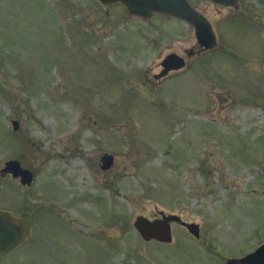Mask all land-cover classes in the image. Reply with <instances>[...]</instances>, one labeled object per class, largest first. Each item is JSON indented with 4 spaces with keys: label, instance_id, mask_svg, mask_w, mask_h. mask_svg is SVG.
<instances>
[{
    "label": "rangeland",
    "instance_id": "obj_1",
    "mask_svg": "<svg viewBox=\"0 0 264 264\" xmlns=\"http://www.w3.org/2000/svg\"><path fill=\"white\" fill-rule=\"evenodd\" d=\"M188 1L213 48L118 2L0 0V210L31 221L0 264H226L264 242V0ZM169 53L185 66L154 78ZM159 212L199 236L145 242L133 220Z\"/></svg>",
    "mask_w": 264,
    "mask_h": 264
},
{
    "label": "water",
    "instance_id": "obj_2",
    "mask_svg": "<svg viewBox=\"0 0 264 264\" xmlns=\"http://www.w3.org/2000/svg\"><path fill=\"white\" fill-rule=\"evenodd\" d=\"M103 5L119 2L124 5L129 14L148 18L154 13L172 16L185 21L194 30L197 43L205 49L213 48L216 43L215 32L206 17L198 12L188 0H98ZM214 3L231 6H238L237 0H210ZM162 69L154 75L160 79L170 71L181 69L185 66L184 59L175 54L169 53L161 61ZM12 128L16 129L18 123L12 121ZM102 169H108L113 164V157L110 154H103L100 157ZM2 173H10L13 177H19L22 184H29L32 174L22 167L16 160H8L1 169ZM175 222L185 227L194 237L199 236V228L195 223L185 222L176 214H165L159 212V217L149 219L138 215L134 218L132 226L145 241L155 240L161 243H169L172 240L170 223ZM20 224V231L18 225ZM31 221L27 214L21 217H14L10 212L0 210V256H3L11 248L18 245L29 233ZM227 264H264V242L253 251L240 257L229 258Z\"/></svg>",
    "mask_w": 264,
    "mask_h": 264
},
{
    "label": "flooded vegetation",
    "instance_id": "obj_3",
    "mask_svg": "<svg viewBox=\"0 0 264 264\" xmlns=\"http://www.w3.org/2000/svg\"><path fill=\"white\" fill-rule=\"evenodd\" d=\"M12 214V213H11ZM23 214H25V213H23ZM21 215L22 214H18V215H14L13 214V216L14 217H21ZM29 218V217H28ZM175 223V222H174ZM18 228H19V231H20V224L18 225ZM185 228V227H184ZM29 230V233L28 234H30V231H31V228H29L28 229ZM23 243V242H22ZM21 243V244H22ZM20 243L18 244V245H16L15 247H13V248H11L10 250H8L6 253H4V255L3 256H6L7 254H15L16 253V251L18 250V249H20V245H21ZM14 252V253H13ZM234 257H240V256H234ZM234 257H232V258H234ZM228 260V259H227ZM227 260H226V264H227Z\"/></svg>",
    "mask_w": 264,
    "mask_h": 264
},
{
    "label": "bare ground",
    "instance_id": "obj_4",
    "mask_svg": "<svg viewBox=\"0 0 264 264\" xmlns=\"http://www.w3.org/2000/svg\"><path fill=\"white\" fill-rule=\"evenodd\" d=\"M71 168H72V170L75 169V164L74 163H72ZM66 175H69V174L66 173Z\"/></svg>",
    "mask_w": 264,
    "mask_h": 264
}]
</instances>
